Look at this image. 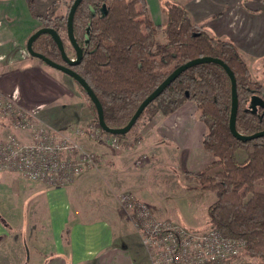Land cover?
<instances>
[{"label":"trees","instance_id":"trees-1","mask_svg":"<svg viewBox=\"0 0 264 264\" xmlns=\"http://www.w3.org/2000/svg\"><path fill=\"white\" fill-rule=\"evenodd\" d=\"M162 1L167 18L163 24L152 20L147 0H83L75 13L74 33L83 48V58L72 68L97 94L106 123L114 128L125 126L142 101L174 69L189 60L213 56L225 61L235 73L238 131L252 134L264 130L263 108L257 112L246 110L253 94L264 98V86L252 79L249 65L235 43L193 22L185 6ZM28 7L32 16L44 19L33 0H29ZM67 19L68 13L49 20L65 47ZM33 48L54 60L56 51L61 56L49 33L39 36ZM88 99L96 114L94 122L100 126L96 107ZM188 100L196 103L207 126L202 146L214 157L203 170H185L188 177L206 188L213 185L216 190L217 198L208 208V223L228 237L245 239L246 255L264 258V137L242 141L232 134V83L224 67L205 62L187 69L146 107L139 119L143 115L152 118L158 113L171 114ZM126 134L117 136L124 138Z\"/></svg>","mask_w":264,"mask_h":264},{"label":"rangeland","instance_id":"rangeland-1","mask_svg":"<svg viewBox=\"0 0 264 264\" xmlns=\"http://www.w3.org/2000/svg\"><path fill=\"white\" fill-rule=\"evenodd\" d=\"M33 1L43 20L31 15L29 0H0V90L36 125H48L63 134L71 129L75 141L102 155L95 167L62 191L71 202V222H91L107 216L117 229H122L127 246L141 253L144 249L141 232L120 202L123 194L132 193L159 218L191 229L211 228L208 208L217 198L216 190L213 185L206 188L186 175L188 158L183 149L170 147L163 141L157 147L150 144L145 136L153 135L157 114L152 118L143 115L124 138L120 137L122 145L118 147L111 145L112 134L104 133L102 128L99 136L89 134L96 114L87 95L71 76L32 56L27 49L30 35L50 26L49 20L66 16L72 0ZM64 40L67 53L75 58L76 51L66 32ZM55 53V61L64 63L60 54ZM248 61L252 79L264 86L262 62ZM13 129L12 122L6 120L0 132ZM17 132L26 136L20 129ZM239 157L243 159L244 154ZM55 188L29 181L16 171H0V211L7 219L6 227L0 222V264H59L51 245L54 236L51 212L54 205L61 206V200L52 192L47 194L48 189ZM25 201L28 207L22 209ZM66 238L65 232L63 241ZM244 250L226 264H264V258L248 256Z\"/></svg>","mask_w":264,"mask_h":264},{"label":"crops","instance_id":"crops-1","mask_svg":"<svg viewBox=\"0 0 264 264\" xmlns=\"http://www.w3.org/2000/svg\"><path fill=\"white\" fill-rule=\"evenodd\" d=\"M170 1L185 6L192 21L202 25L210 33L232 40L248 65L250 63L248 59L258 60L263 65L264 0ZM147 3L152 20L156 24L165 23L167 18L163 11V1L147 0ZM206 131L197 105L194 101L188 100L171 114L158 113L152 126L153 135L145 137L149 138L148 141L155 147L160 146L163 141L170 147L173 145L183 149L186 160L188 158L187 164H184L186 170L197 172L205 169L214 160L213 155L202 146ZM181 166L183 167V164ZM66 187L68 186L47 191V194L52 192L61 200V206L56 208L54 205L51 212L53 229L57 231L56 233L53 231L51 245L55 248L53 252L59 259V264H65L62 263L64 261L68 264H87L92 261L94 264H150L146 250L137 253V250L128 247L122 229H117L107 216L91 222L81 220L71 222V202L66 200L62 192ZM27 207L25 201L22 209ZM0 216L2 217L0 222L6 227L7 219L1 211ZM67 228L70 230L68 233ZM65 232L67 238L63 241Z\"/></svg>","mask_w":264,"mask_h":264},{"label":"built area","instance_id":"built-area-1","mask_svg":"<svg viewBox=\"0 0 264 264\" xmlns=\"http://www.w3.org/2000/svg\"><path fill=\"white\" fill-rule=\"evenodd\" d=\"M6 120L12 122L14 129L0 132V171H16L29 181L65 187L102 160L101 154L88 151L75 141L71 129L63 134L54 127L33 123L0 90V127ZM19 129L26 136L21 137ZM88 131L95 136L103 133L96 123ZM109 142L122 145L117 135L109 136ZM120 202L141 232L150 264H226L246 247L245 239L228 237L215 227L191 229L159 218L132 193L123 194Z\"/></svg>","mask_w":264,"mask_h":264},{"label":"water","instance_id":"water-1","mask_svg":"<svg viewBox=\"0 0 264 264\" xmlns=\"http://www.w3.org/2000/svg\"><path fill=\"white\" fill-rule=\"evenodd\" d=\"M83 0H74L72 2V5L69 8L68 12V19H67V27H68V39L73 46V48L76 51V57L71 58L69 54L67 53L63 38L61 35L53 28L50 26H44L39 29H37L33 34L30 35L27 41V49L29 53L41 59L44 61L46 64L49 66H52L67 75L71 76L76 82H78L83 89L86 91L88 97L91 99V101L94 103L96 110H97V116H98V121L101 126V128L106 131L107 133H110L112 135H122L128 133L132 127L136 124L138 121L139 117L142 115L146 107L153 102L161 93L171 84L173 83L183 72H185L187 69L198 65L200 63H205V62H211V63H217L224 67V69L227 71V73L230 76L231 83H232V107H231V114H230V129L232 134L239 140L242 141H248L254 138H259V137H264V130L257 131L252 134H244L238 131L237 129V114H238V109H239V98H238V89H237V79L235 76V73L233 70L229 67V65L223 61L221 58L218 57H213V56H203V57H198L192 60L187 61L186 63L180 65L176 69H174L168 77L150 94L148 95L142 103L139 105L129 122L123 126V127H110L104 118V109L103 105L98 98L97 94L93 90V88L90 86V84L87 82V80L80 75L78 72H76L72 66L79 64L83 58V48L80 46L78 43L75 33H74V17L75 13L80 6L81 2ZM49 33L52 35L54 38L60 53L61 57L64 63L57 62L50 58L49 56L36 51L33 48V43L34 41L41 36L42 34ZM259 108H263L264 110V98L258 94H253L251 96L250 102L246 110H252L254 112H257Z\"/></svg>","mask_w":264,"mask_h":264},{"label":"flooded vegetation","instance_id":"flooded-vegetation-1","mask_svg":"<svg viewBox=\"0 0 264 264\" xmlns=\"http://www.w3.org/2000/svg\"><path fill=\"white\" fill-rule=\"evenodd\" d=\"M62 58V57H61ZM63 61V60H62Z\"/></svg>","mask_w":264,"mask_h":264}]
</instances>
